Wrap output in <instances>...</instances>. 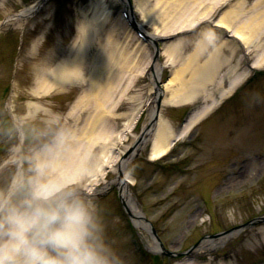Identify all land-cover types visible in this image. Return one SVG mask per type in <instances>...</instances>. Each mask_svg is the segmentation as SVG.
I'll return each instance as SVG.
<instances>
[{
  "label": "rangeland",
  "instance_id": "1",
  "mask_svg": "<svg viewBox=\"0 0 264 264\" xmlns=\"http://www.w3.org/2000/svg\"><path fill=\"white\" fill-rule=\"evenodd\" d=\"M33 1L35 0H0V106L10 94L9 91L16 84L15 82H19L21 92L25 89V85H28L32 71L27 65L29 64L27 60L31 54L35 53L39 59L52 57V60L56 62L61 61V58H72L71 46L80 44L75 43L80 40L78 34L77 36L75 34L77 30L75 18L79 19L84 15L89 17L95 13L98 2V0H73L69 3L70 10L69 8L58 10L49 4L42 7L38 14H33L27 19L17 18L16 15L28 8ZM131 1L135 8V16L138 17L135 0ZM142 1H144L142 6L145 10L150 7L149 1L152 7H157V3L165 4L166 7L168 4L173 5L174 21L166 20L168 22L163 23L166 27V24L170 25V28L176 24L174 28L178 29L197 21L200 14L202 16L206 14L207 18L215 17L218 6L229 0ZM243 1H245L243 7L246 10L254 4L251 3L252 0ZM236 2L233 0V3ZM88 3L89 11L86 9ZM84 4L87 6L84 7ZM75 7L76 10H74ZM220 8L221 6L218 11ZM52 12L57 16L55 24ZM146 26L149 27V29L147 27L148 31H152L154 27ZM46 31H50V34ZM81 58L78 69L79 75L84 78L79 76V80L76 79L72 84L65 86L63 91L58 90L41 98L35 97L33 101L39 106L40 112L33 117L15 121L18 128L13 126L14 141L18 142L20 128L25 132L21 148L17 150L18 153L10 152L12 139H9V136L0 138V163L7 161L8 158L19 157L17 161L0 170L2 197L5 198L6 186L16 177L19 167L24 171L25 186L19 187L10 199L19 202L28 196L36 183L35 154L41 150L42 142L49 138L54 139L58 133L65 131V129L62 130L65 127L63 118L72 105L69 106L70 95L73 94L75 87L85 101L82 109L84 112L79 111L81 119L76 123V127H84L85 116L90 118L91 113L95 114L99 107L101 108L99 111L109 110L105 107L107 102L105 93L97 94V90L101 87L92 86V80L89 78L91 68L89 61L92 58L89 59L88 56ZM161 74L164 75V73ZM143 86L137 85L136 88L141 90ZM133 91L128 95L126 91L117 94L121 105L116 111L123 117L118 120L119 130L123 127L124 117L135 118V115L137 116L143 108L140 102L145 89ZM134 95H138L139 99L132 98ZM128 96L131 100L127 99ZM22 98L24 99L21 97L20 100H15V111L21 117L26 113L24 106L26 101H22ZM229 101L231 106L225 113L223 121H217L223 113V110H220L213 118L205 120L202 126L197 125L189 135L190 140L186 137L184 141H179L170 155L152 163L148 161L146 147L136 154L127 168L128 175L135 180L131 194L136 204L153 224L156 233L160 235L162 242L169 250L184 251L195 243H199V240L211 239L205 237L209 234L228 231L238 224L264 216V79L261 78L260 82L251 85L248 90L235 95ZM2 112L4 116H7L3 108ZM162 112L167 117H172V120L176 113L174 121H171L175 126L179 124V118L183 114L181 113L183 110L176 112L175 109L173 111L166 109ZM75 113H77L76 110ZM146 114L147 112H144L138 128H135L125 139L119 138L116 133L114 136L111 135L105 117L103 122L100 120V125L97 127H102L104 133L108 130L111 137L108 142H112L118 152H124L134 141L135 135L147 118ZM6 120L8 119L3 120V124ZM199 126L200 132H198ZM101 145L98 141L93 146L86 145L95 160L103 151ZM93 159L92 162H94ZM107 178H113L109 171ZM48 182L46 180L42 185ZM82 182L85 184V181ZM64 194H66L65 191L58 195ZM102 196L96 202H90L80 195L74 197L89 206L95 224L99 221V228L97 227L99 242L115 253L122 264H152L151 257L157 255L149 252L150 237L144 231L130 230L125 227L124 222L122 223L124 218L123 216L121 218L122 209L117 191L111 189ZM131 233L137 236L141 244L140 248L131 244ZM145 254L148 256L146 257ZM153 262L158 264L156 260ZM163 262L165 264H264V221L243 228L220 246L209 251L194 254L190 258H171Z\"/></svg>",
  "mask_w": 264,
  "mask_h": 264
},
{
  "label": "bare ground",
  "instance_id": "2",
  "mask_svg": "<svg viewBox=\"0 0 264 264\" xmlns=\"http://www.w3.org/2000/svg\"><path fill=\"white\" fill-rule=\"evenodd\" d=\"M158 1H160V0H158ZM42 3H43V0H39L38 2H36L32 6H30L28 9L22 11L20 16L29 17V15H32L35 12H37V10L39 9V7L41 6ZM137 6H139V8L143 10L142 0H138ZM168 6H170L172 9L174 8L173 5L168 4ZM168 6L166 7L167 15L171 11V10L167 11ZM236 13H237V11H235V10L228 11L221 18L220 21L223 23H227V25L230 26V23H232V21H230V19ZM167 15L165 13H161L158 15V17H155V19H159V18L164 19ZM159 20H161V19H159ZM259 24H260L259 19L258 20L252 19L248 23V25L239 24L238 27L236 28V30H235V28H234V30L237 31V34H238V36H240L242 41L249 43L252 41V40H250V37H251L250 31L257 32L258 29L256 28V26L258 27ZM257 44L258 43H253L254 46H257ZM81 51L82 50L77 49V51L75 52L76 56L74 57L73 61L66 62V63L61 62V64L54 63V61L48 57H44V58L39 59L35 55V53L32 52L33 54H31V56H29L28 60H27L29 62V64H27V65L29 66L30 71H32V74L30 75L32 77L31 82L28 85H26L23 92H21L19 90V86H20L19 84L17 85L18 86L17 88H14V92L16 93V96H17L18 92L19 93L21 92V96L23 95V97L25 98L26 102H24V106L26 108L25 109V111H26L25 115L26 116H30V115L32 116V115H34V113L40 112L39 106L37 105V103L35 101H33L36 96L41 97L45 94L53 93V92L58 91V90L63 91V88L65 86H67L68 84H72L73 81H76L75 78L78 75V72H76L78 70L77 67L80 66V63L82 60ZM105 54H110V53H105ZM112 54L113 53H111L110 55H107V59L105 60V62L101 63V65L98 66L99 72L101 71V67H103V70H107V69L111 70L112 69V67H110V65L108 63V59H110V57H111L112 61L114 60ZM121 55H123V54L121 53L119 55L120 60L122 59ZM194 58H192V59H194ZM193 61L190 60V62L188 64L181 66L178 70L173 72V76L170 80V84L174 83L175 81H179L181 84L179 86L180 90L176 89V93H175L176 95L174 98H172L170 101H168L169 103L179 105L181 103L183 104L185 102H189V101H191L193 96H195L198 93L197 89H196L197 84L194 85L193 83H187V80L185 79V75L187 74V72L189 70H191V76L194 77L195 79L197 77H201V76L202 77L208 76V73L203 70L204 68L208 69V71L211 72V69L208 68V66L211 64V62L199 65V63L197 64V63H194ZM128 62H129L128 60L124 59V60H121V62L119 63V67L120 68L122 67L126 70V71H124L125 74L121 75L123 79L125 77H127V79H128L130 77L129 75H131L132 72H134V71H131V73L128 72V66H127ZM133 66L136 68V70H141L140 69L141 65H140L139 61H136L135 63H133ZM146 66H150V65H146ZM159 69L161 70V68L157 67V65L154 66V70H153L151 75L154 76L156 74L158 76ZM12 97H14V96H12ZM80 100L81 99L76 98L74 105L70 108V111H68L66 114L67 116H69V117L72 116L75 119L74 123H76V121L78 119H80L79 116L81 113L79 114V111L83 109L84 104H85V101H82L80 104ZM6 102H7L6 107L8 109V112H10V115H11L12 114L11 109L13 108V106H12V103L10 102V97L6 100ZM155 107H156V105H154L151 109V112L149 114L150 115L149 121L153 117L152 113H153V110L155 109ZM75 109L77 111L76 115L74 114ZM209 109H210V107L204 108L202 111H200L201 113H198L195 116H193V118H191L187 122V124L184 125V129L182 130L181 135H184V133L186 131L190 130V128H192L196 123H198V121L203 118V116L207 113V111ZM25 115L23 117H25ZM69 117H67V119ZM94 120L96 121V120H98V118L96 117ZM161 120L162 119L158 120V123H157L158 126L155 127V133H154L155 137H154V140L152 142V148H151V152H150V158L151 159H156L160 156H163L165 154V152L169 149L171 142L174 141L175 138L177 137L175 134L169 133V125L166 123L165 120H162V121ZM129 125H130V122H127L125 124L126 127L123 129V133L130 131L131 127ZM90 127L92 128V126H90ZM91 128H89L88 124H86L83 128L79 127V130L76 131L75 134H71L70 129L68 131L66 130V132L64 134H60L58 136V140H57L56 145L54 147L59 148L60 146H62V147H64V151L60 150L61 154L56 156V158L55 157L53 158L54 160L52 161L50 168H45V165H46V161L44 160L45 151H42L38 155V160H40L39 163H40V168H41L40 169L41 172L39 173L40 174L39 180L42 181L47 177H51L53 182L48 186V188H49V190H52V188L58 187L60 185L68 183V181L74 180L75 179L74 176L78 173V176L80 179L87 180V184L89 186H93L94 185L93 181L96 179V177H93V176L94 175L97 176L95 173L97 170H99V173H103L105 171L106 167H109V165H111V164L112 165L116 164L117 167L112 169V171L115 175V178L112 181H107L104 184L103 188L98 189V190H93V195H95L98 192L107 190L110 187L118 188L119 196L123 202V205H125V208H126L128 214L131 215L132 223L138 229H142L144 231H147L148 226H147V224L144 223L143 216H142L143 214H141L140 208L137 207V205L135 204V202L133 200L132 195L129 192V189H130L129 187L133 183H132L131 179H129L128 176L124 175L127 163L130 161V159L132 157H128L127 159H124L121 155H116V156L114 155L113 156V153H111L110 150L106 149V151H104L100 155V157H102L103 161L101 163L98 162V164L96 165V171H95V168L92 166V164L89 161L90 158H87L86 161H83V160H85L83 158H86L85 155H86L87 150L83 151L81 149V147L85 144L86 141H88V142L94 141L95 142L97 140V137H95L94 133H93L94 130ZM150 130H152V126L149 127V129L145 128V130L142 133V136L139 139V141H141V142L135 143V144L133 143L134 146L132 144L133 147L131 146L132 147L131 156H133L134 152H138L139 150L143 149V147L145 146V143L147 142V140H149ZM95 134H96V136L101 138L102 139L101 141H103L104 143L106 141H108V139H109L107 137V135L102 136L100 134L99 129L97 130V133L95 132ZM93 138H95V140H93ZM49 148H51V147H49ZM81 156H83L82 157V159H83L82 163L81 162L78 163L75 159H77L78 157H81ZM74 160H75V163L73 162ZM71 163H72V166H71ZM19 176H18V179H16L17 185H18V182L20 179ZM89 177H91V178H89ZM17 185H15V186H17ZM228 237L229 236H223V237H219V239H215L212 241H202L199 244V247L197 250L200 251L201 249H204V250L213 249V248L219 246V244H222ZM153 250L154 251L158 250L157 245L153 246Z\"/></svg>",
  "mask_w": 264,
  "mask_h": 264
},
{
  "label": "clouds",
  "instance_id": "3",
  "mask_svg": "<svg viewBox=\"0 0 264 264\" xmlns=\"http://www.w3.org/2000/svg\"><path fill=\"white\" fill-rule=\"evenodd\" d=\"M97 231L84 201L46 185L19 202L0 197V264H122Z\"/></svg>",
  "mask_w": 264,
  "mask_h": 264
},
{
  "label": "snow or ice",
  "instance_id": "4",
  "mask_svg": "<svg viewBox=\"0 0 264 264\" xmlns=\"http://www.w3.org/2000/svg\"><path fill=\"white\" fill-rule=\"evenodd\" d=\"M155 158V157H154Z\"/></svg>",
  "mask_w": 264,
  "mask_h": 264
}]
</instances>
